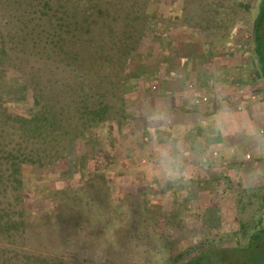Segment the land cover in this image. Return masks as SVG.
Returning <instances> with one entry per match:
<instances>
[{"label": "rangeland", "instance_id": "1", "mask_svg": "<svg viewBox=\"0 0 264 264\" xmlns=\"http://www.w3.org/2000/svg\"><path fill=\"white\" fill-rule=\"evenodd\" d=\"M46 1L0 0V210L24 222L0 229V264H208L201 250L245 247L264 226L260 0ZM98 45L83 68L75 53ZM7 151L26 159L16 179Z\"/></svg>", "mask_w": 264, "mask_h": 264}, {"label": "trees", "instance_id": "2", "mask_svg": "<svg viewBox=\"0 0 264 264\" xmlns=\"http://www.w3.org/2000/svg\"><path fill=\"white\" fill-rule=\"evenodd\" d=\"M48 5L47 7L49 8L50 5L47 3L46 0H44V3ZM82 20L86 21V14L83 13L82 16ZM88 24V22L86 23V25ZM264 26V0L260 1L259 4V11L255 17L254 20V30H253V40H254V44H255V51L257 52V55L259 56V63L261 65V61L264 62V57H263V48L264 47V32L259 33V27L260 26ZM119 38H117L116 40L113 39L112 42L110 43L111 45H114L112 49L113 50V54L117 57H119V55L123 54L126 50L123 49L121 46H116L115 43L118 41ZM113 41H116L113 44ZM85 44V43H84ZM102 44V43H101ZM260 45V46H259ZM59 48V47H58ZM76 52V51H75ZM102 46L98 45L96 49H89L87 53H83V57L81 58L79 55L76 54L78 61L80 63V65L83 68H86L88 66H91L92 62H95L98 60V58H101L102 56ZM92 54V55H90ZM107 55L103 56V58H108L106 57ZM109 60V59H108ZM88 64V65H87ZM261 69V73L263 72L262 67L259 66ZM34 101H36V98L34 97ZM100 108L97 110H90L86 113H89L90 116L88 117L89 120H94V119H98V120H102L103 118V113L104 112L107 104L102 103L99 105ZM40 109V108H39ZM39 109H36L31 117L29 119H31L33 117L34 120L36 119H41L42 123L45 124H53L52 120H50V118L53 116L52 112H43ZM39 110V111H38ZM40 113V117L38 116V114ZM93 114V115H92ZM18 118H20L21 122H22V118L25 119L24 117H20V115H17ZM35 124V123H34ZM34 126L38 127V128H43L44 125H37L35 124ZM4 161H2L1 163H8L7 165L5 164V169L9 168V171L5 174L4 178H8V176L12 179H16L17 177L16 174L20 173V168H22V164L26 163V159L24 158V156L22 157H18V155H16V153L11 152V151H7L6 154L3 155ZM4 171V169H3ZM0 180H1V176H0ZM10 209H1L0 210V229H2L3 231L8 232V234L11 233V231H9L10 229L13 230H17L22 228V226L24 225L23 222V218H22V214L19 210L14 211V213H17L16 216H12V214H10L11 211ZM10 212V213H9ZM250 229V233L248 235V239H246L245 242V247H234V248H229V249H225L221 248H214V247H209L208 249L205 250H201L199 253L200 254H204V253H208L210 254V262L208 264H243L245 261V257L244 255H246L248 253L249 256V260L246 262L247 264L251 263V260L256 257L257 252H258V247L260 244H264V226L261 225H257V224H253L251 225V227H248ZM243 231H245V226L242 227ZM251 236V239H249V237ZM258 249V250H257ZM255 250H257V252H255ZM217 252H220L221 254H217ZM264 253V250H262V254L259 256L258 258V263H260V260L262 258V255ZM217 260V262H215ZM243 261V262H241ZM206 262V261H204ZM39 264H45V259L44 258H39ZM47 264V263H46Z\"/></svg>", "mask_w": 264, "mask_h": 264}, {"label": "clouds", "instance_id": "3", "mask_svg": "<svg viewBox=\"0 0 264 264\" xmlns=\"http://www.w3.org/2000/svg\"><path fill=\"white\" fill-rule=\"evenodd\" d=\"M152 120L161 126L170 123L169 115L163 112H158L154 114ZM157 151L159 152L160 162L164 169L165 175L169 178H173L176 175V173L174 172L171 166L174 164L175 161H174V157L171 155L170 147L167 145H160L157 147ZM253 175L254 176L258 175V173Z\"/></svg>", "mask_w": 264, "mask_h": 264}, {"label": "flooded vegetation", "instance_id": "4", "mask_svg": "<svg viewBox=\"0 0 264 264\" xmlns=\"http://www.w3.org/2000/svg\"><path fill=\"white\" fill-rule=\"evenodd\" d=\"M261 1V0H260ZM263 29V25L259 27V30H262ZM262 32H264V30H262ZM264 46V45H263ZM263 48V52H264V47ZM263 57H264V53H263ZM264 59V58H263Z\"/></svg>", "mask_w": 264, "mask_h": 264}, {"label": "water", "instance_id": "5", "mask_svg": "<svg viewBox=\"0 0 264 264\" xmlns=\"http://www.w3.org/2000/svg\"><path fill=\"white\" fill-rule=\"evenodd\" d=\"M259 264H264V253H263V255H262V258H261V260H260V263Z\"/></svg>", "mask_w": 264, "mask_h": 264}, {"label": "built area", "instance_id": "6", "mask_svg": "<svg viewBox=\"0 0 264 264\" xmlns=\"http://www.w3.org/2000/svg\"><path fill=\"white\" fill-rule=\"evenodd\" d=\"M263 141H264V136H263Z\"/></svg>", "mask_w": 264, "mask_h": 264}, {"label": "crops", "instance_id": "7", "mask_svg": "<svg viewBox=\"0 0 264 264\" xmlns=\"http://www.w3.org/2000/svg\"><path fill=\"white\" fill-rule=\"evenodd\" d=\"M220 137H221V135H220Z\"/></svg>", "mask_w": 264, "mask_h": 264}]
</instances>
